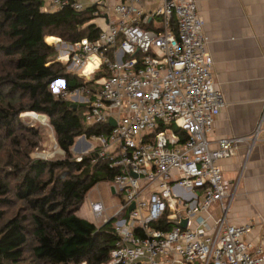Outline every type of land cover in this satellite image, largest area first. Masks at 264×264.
<instances>
[{
  "label": "built area",
  "instance_id": "built-area-1",
  "mask_svg": "<svg viewBox=\"0 0 264 264\" xmlns=\"http://www.w3.org/2000/svg\"><path fill=\"white\" fill-rule=\"evenodd\" d=\"M63 6L84 9L81 0H47L43 9ZM91 6L92 21L104 20L95 37L46 42L61 47L55 60L84 82L100 74L96 92L88 84L68 89L63 79L49 89L85 104L87 120L109 127L76 137L74 154L80 160L93 152L92 161L108 159L117 169L110 180L115 204L88 202L90 221H114L117 240L104 264H261L264 248L245 240L250 226L226 221L233 192L218 164L240 142L249 148L260 126L210 147L207 135L224 98L195 0H93ZM215 205L219 217L211 212Z\"/></svg>",
  "mask_w": 264,
  "mask_h": 264
},
{
  "label": "trees",
  "instance_id": "trees-1",
  "mask_svg": "<svg viewBox=\"0 0 264 264\" xmlns=\"http://www.w3.org/2000/svg\"><path fill=\"white\" fill-rule=\"evenodd\" d=\"M43 2L0 0V264H104L117 240L114 221L96 225L78 210L87 192L117 169L108 159L92 161L93 152L77 160L71 148L76 137L109 127L85 125L80 105L51 93L55 80L68 89L89 83L56 61V47L45 42L93 38L99 28L91 22L93 6L44 10ZM22 113L47 116L62 157L30 156L42 135Z\"/></svg>",
  "mask_w": 264,
  "mask_h": 264
},
{
  "label": "crops",
  "instance_id": "crops-1",
  "mask_svg": "<svg viewBox=\"0 0 264 264\" xmlns=\"http://www.w3.org/2000/svg\"><path fill=\"white\" fill-rule=\"evenodd\" d=\"M92 1L81 0L84 9L91 7ZM195 2L213 59L215 87L224 98V106L207 135L210 147H215L220 138L250 136L260 126L249 148L242 141L235 154L218 160L233 192L225 218L229 224H248L245 240L264 248V0ZM103 24L101 19L96 26ZM211 212L221 216L217 205Z\"/></svg>",
  "mask_w": 264,
  "mask_h": 264
},
{
  "label": "rangeland",
  "instance_id": "rangeland-1",
  "mask_svg": "<svg viewBox=\"0 0 264 264\" xmlns=\"http://www.w3.org/2000/svg\"><path fill=\"white\" fill-rule=\"evenodd\" d=\"M46 4H47V0H44L43 5H46ZM100 21H101V19L96 18L92 22L94 24H99ZM56 38L57 37H53L52 40H55ZM49 40H50V38H49ZM45 42H46V40H45ZM63 42H65V41H63ZM59 48L61 49V47H57L56 48L57 49V54H58ZM66 69L70 73L73 72L72 70H69L67 68V66H66ZM99 76H100V74H98V73L94 74L93 75V79L94 80L92 79L93 81L88 84V86H89L90 90H92V92H96V91L99 90L98 82H96V79ZM88 97H89V99H92L93 98V93H89ZM68 100H70V99H68ZM78 105H80L79 111L81 113V117L83 119V123L85 125H92V122L87 120L86 117H85L86 113H87L86 108H84L85 104H83V105L82 104H78ZM86 106H87V104H86ZM37 115H40L42 117V119H40L41 121L32 119L30 116L23 115V113L20 115L25 124H29V125L34 124V125H36L38 127V129H39V132L42 135V139L39 141L40 148L38 150H36V151L31 152L30 156L33 157V158H43V159H57V158L62 157L63 156V151L59 148V146L56 143L55 134H54L52 126L49 124L47 116L44 115V114H37ZM76 140H77V138L74 141V145H75ZM89 142H91V141L89 140ZM72 148L73 149H77L76 146H75V148L74 147H72ZM72 148H71V152L73 154H78V153H74ZM110 186H112L111 181H101V182H98L95 186H93L87 192L86 197L84 199V202L82 203L81 207L78 210V215H80V216H82V217H84V218H86L88 220H92V215L90 213L89 204H88L89 199L101 198L106 206H113L117 199L115 198L114 195H112V193L110 191ZM194 193L198 194L199 192L195 191ZM81 264H83V262Z\"/></svg>",
  "mask_w": 264,
  "mask_h": 264
},
{
  "label": "bare ground",
  "instance_id": "bare-ground-1",
  "mask_svg": "<svg viewBox=\"0 0 264 264\" xmlns=\"http://www.w3.org/2000/svg\"><path fill=\"white\" fill-rule=\"evenodd\" d=\"M53 37H50V40L49 42H55L56 40H58V38H56L55 40H52ZM48 42V41H47ZM91 68V64H89L87 66V69H90ZM26 116H30L32 119H35V120H40L42 119V117L40 115H36V114H24ZM41 121V120H40ZM48 125V124H47ZM58 145V144H57Z\"/></svg>",
  "mask_w": 264,
  "mask_h": 264
},
{
  "label": "water",
  "instance_id": "water-1",
  "mask_svg": "<svg viewBox=\"0 0 264 264\" xmlns=\"http://www.w3.org/2000/svg\"><path fill=\"white\" fill-rule=\"evenodd\" d=\"M75 109L77 108V106H78V104L76 103V102H72V104H71ZM110 122H112L113 123V121L112 120H110ZM72 147H74L75 148V145H73ZM72 150L74 151V153L75 152H78L79 150L78 149H73L72 148ZM133 206H131L130 207V209L132 208ZM178 225H180V226H182V227H184L185 226V220H183L182 222H179L178 223Z\"/></svg>",
  "mask_w": 264,
  "mask_h": 264
},
{
  "label": "snow or ice",
  "instance_id": "snow-or-ice-1",
  "mask_svg": "<svg viewBox=\"0 0 264 264\" xmlns=\"http://www.w3.org/2000/svg\"><path fill=\"white\" fill-rule=\"evenodd\" d=\"M58 83H60V82L58 81Z\"/></svg>",
  "mask_w": 264,
  "mask_h": 264
}]
</instances>
